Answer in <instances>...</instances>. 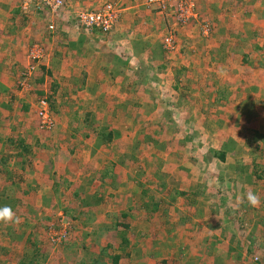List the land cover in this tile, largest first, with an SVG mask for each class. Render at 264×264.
Listing matches in <instances>:
<instances>
[{"label":"rangeland","instance_id":"obj_1","mask_svg":"<svg viewBox=\"0 0 264 264\" xmlns=\"http://www.w3.org/2000/svg\"><path fill=\"white\" fill-rule=\"evenodd\" d=\"M181 1L136 7L160 29L113 102L80 96L83 80L55 95L37 66L48 55L22 65L3 53L17 32L0 39V206L19 217L0 223V264H264V38L235 36V0H194L186 25ZM256 7L249 19L264 22Z\"/></svg>","mask_w":264,"mask_h":264},{"label":"crops","instance_id":"obj_2","mask_svg":"<svg viewBox=\"0 0 264 264\" xmlns=\"http://www.w3.org/2000/svg\"><path fill=\"white\" fill-rule=\"evenodd\" d=\"M208 1L212 2V5H225L227 8L233 6V0ZM235 1V4L243 9L239 19L242 18L244 22L235 36L239 39L243 37L254 39V36L259 35L262 40L264 38V22L258 17L254 20L249 18L256 13L257 5L264 10V0ZM22 2L25 1L0 0V8H2L0 12L4 24L5 22L12 24V27L6 26L5 30L0 31V39L10 38L12 31L17 32L15 38L17 46H10V41L7 43L2 41L5 44L3 53L8 52L9 49L14 53L13 56L19 54L22 65L24 62L27 63L30 53L40 50L42 54H47L48 57L40 68L44 71L41 81L46 79L49 86H52L55 91L57 90L55 95L60 90H67V87L72 89L75 82L74 87H77V82L83 80L81 87L83 94L80 93V96H88L85 99L94 101L113 102L117 98L112 97L110 86L113 87L115 81L118 83V79H123L124 77L121 75H127L129 70L144 69L143 65L137 67L136 56L142 52L143 48L145 49L144 53H150L149 42L152 43L151 47L155 46L153 36L155 35L154 28L157 27L151 21V15L146 12V18L140 20L135 13L136 7L144 6L146 0H64L66 7L58 15H53L51 11L47 10L39 11L37 0L34 1L35 4L32 2L30 8L24 6V9ZM108 3H116L115 5L123 8L122 11L125 12L122 16L124 19H121L117 29L111 34H104L97 30L85 31L79 28L75 19L76 13L95 11ZM17 4L19 7L15 8ZM250 5L255 8L251 9ZM257 13L260 15L261 12ZM217 16L218 13L214 17L217 21L222 19L223 23H230L224 13L218 16V18L221 17L219 20ZM227 25L231 27L230 24ZM50 26H56V30H49ZM143 28L148 29L144 31ZM2 32H6V34L2 35ZM9 33L10 36H8ZM258 45L263 47L264 43L260 42ZM255 47L258 48L257 45ZM21 71L12 72L8 81L10 82L11 77L13 79L15 75L18 79ZM127 76L125 77L127 78ZM76 97L78 94L72 98ZM256 135L262 136L258 133ZM262 138L255 139L259 145Z\"/></svg>","mask_w":264,"mask_h":264},{"label":"built area","instance_id":"obj_3","mask_svg":"<svg viewBox=\"0 0 264 264\" xmlns=\"http://www.w3.org/2000/svg\"><path fill=\"white\" fill-rule=\"evenodd\" d=\"M37 9L39 11L47 10L51 11L53 15H58L60 11H62L65 8V2L64 0H37ZM169 0H149V2L152 5H158L164 9V6L166 2ZM195 2L194 0L190 1H181L178 7H176V14L180 17V20L182 24L186 25V23H189L193 21L195 18L194 16V9H195ZM120 11L117 8V5L115 4H106L103 7H101L99 10L96 11H84V12H78L76 14V22L77 24L86 31H102L104 33H110L115 28V25L118 23V19L120 16ZM49 29L51 31L55 30V26H50ZM169 45H173V39H167L166 40ZM41 53V52H40ZM32 55H35L34 52L31 53ZM35 57H32V60H34ZM43 105L46 106V108L40 113L42 121L45 126H50L52 124L51 119L48 115L47 110V103L46 101H42ZM55 243V242H53Z\"/></svg>","mask_w":264,"mask_h":264},{"label":"clouds","instance_id":"obj_4","mask_svg":"<svg viewBox=\"0 0 264 264\" xmlns=\"http://www.w3.org/2000/svg\"><path fill=\"white\" fill-rule=\"evenodd\" d=\"M246 199L250 206L259 207L261 205L260 197L253 193L248 192L246 195ZM19 217L16 216L13 209L7 205L0 206V223H18Z\"/></svg>","mask_w":264,"mask_h":264},{"label":"trees","instance_id":"obj_5","mask_svg":"<svg viewBox=\"0 0 264 264\" xmlns=\"http://www.w3.org/2000/svg\"><path fill=\"white\" fill-rule=\"evenodd\" d=\"M39 60V59H38ZM37 60V61H38ZM39 65H37L38 67H39V69L42 67V65H40L41 64V62L40 63H38ZM36 64L34 65V67H33V70H36ZM41 70V69H40ZM50 88H52V86L50 87ZM44 100H46V99H44ZM107 137L109 138V141H111L112 140V133H110L109 135L107 134ZM26 149H27V147H25ZM216 155V159H218L219 161H221V162H223V161H225V158H226V153H224V152H218V153H216L215 154ZM115 264H118V261H119V259H120V257L119 256H116L115 258Z\"/></svg>","mask_w":264,"mask_h":264}]
</instances>
